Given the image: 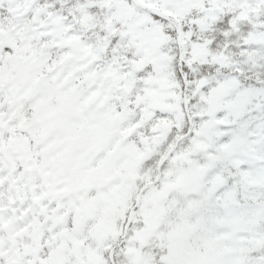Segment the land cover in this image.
Wrapping results in <instances>:
<instances>
[{"label":"snow or ice","instance_id":"snow-or-ice-1","mask_svg":"<svg viewBox=\"0 0 264 264\" xmlns=\"http://www.w3.org/2000/svg\"><path fill=\"white\" fill-rule=\"evenodd\" d=\"M0 264H264V0H0Z\"/></svg>","mask_w":264,"mask_h":264}]
</instances>
